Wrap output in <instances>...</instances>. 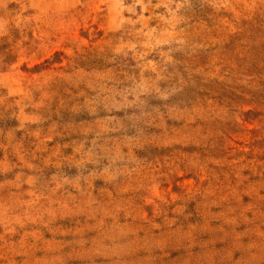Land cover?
<instances>
[{
	"label": "rangeland",
	"instance_id": "obj_1",
	"mask_svg": "<svg viewBox=\"0 0 264 264\" xmlns=\"http://www.w3.org/2000/svg\"><path fill=\"white\" fill-rule=\"evenodd\" d=\"M0 264H264V0H0Z\"/></svg>",
	"mask_w": 264,
	"mask_h": 264
}]
</instances>
